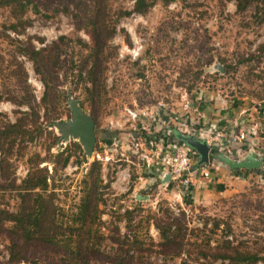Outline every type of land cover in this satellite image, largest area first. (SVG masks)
<instances>
[{
    "label": "rangeland",
    "instance_id": "rangeland-1",
    "mask_svg": "<svg viewBox=\"0 0 264 264\" xmlns=\"http://www.w3.org/2000/svg\"><path fill=\"white\" fill-rule=\"evenodd\" d=\"M30 1L35 10L29 6L18 21L6 8H0V122H12L19 116L14 112L17 109L27 110L8 100L22 94L23 76L36 103L38 122L42 121L44 110L37 107L42 85L22 51L52 43L56 45L50 53L56 56L51 72L60 95L56 107L59 118L48 126L49 134L44 131L32 142H24L26 148L22 150L14 148L0 174V207L15 209L17 188L32 161L65 149L71 157L63 168H53L47 161L38 167H46L56 220L75 229L80 199L90 190L89 163L95 160L94 153L107 154V160L99 161L95 191L99 201L93 219L79 230L78 240L86 245L84 259L72 261L41 244L30 243L25 259L18 264H226L212 260L210 255L228 233L226 225L233 244L241 242L250 251L263 245L264 55L255 54V47L264 43V0L245 4L240 11H236V0H145L149 5L144 14L131 12L127 16L119 13L130 10L133 0H107L108 22L115 32L97 47L84 17L91 5L89 0ZM11 23H16V31L9 28ZM249 53L256 57L228 73L219 71L222 62L233 65ZM84 60L101 73L97 95L85 90L90 86L86 74H78ZM183 92L191 107L196 106L200 112L206 103L232 108L228 119L211 121L213 132H217L216 152L240 159L250 151L262 158L257 170L241 168L226 193L209 196L206 203L186 204L189 189L182 190L175 183L165 187L159 180L148 182L135 164L130 144L137 136L132 131L137 123L120 117L122 107L127 106L151 115L165 111L173 117L180 113L198 127H206L211 122H206L205 115L200 118L191 110L181 109ZM67 94L81 103L85 112L95 111L98 125L94 132L106 129L109 118L121 125L107 128L117 131L107 145L95 140L91 155H83L85 162L71 145L75 140L59 139L55 127L69 118L65 110ZM149 122L150 133H157L159 125ZM166 125L171 128L174 121ZM53 135L56 141L46 150ZM133 187L142 190V198H134ZM171 221L178 228H171L164 240L159 229ZM214 222L219 223L217 228ZM61 231L69 232L67 228ZM72 233L70 239L74 241L75 231ZM7 245L3 231L0 264H8Z\"/></svg>",
    "mask_w": 264,
    "mask_h": 264
},
{
    "label": "trees",
    "instance_id": "trees-1",
    "mask_svg": "<svg viewBox=\"0 0 264 264\" xmlns=\"http://www.w3.org/2000/svg\"><path fill=\"white\" fill-rule=\"evenodd\" d=\"M91 5L84 13L85 20L90 27L94 45L97 47L107 42L112 38L115 27L108 21L107 14V0H89ZM260 0H236V11H240L245 4L255 3L257 4ZM149 3L145 0H133V5L130 10H122L119 16H127L131 12L138 14H144L148 8ZM29 6L35 10V7L31 5L30 0H0V8H6L14 20L18 21L19 18L24 14ZM16 23L9 24V28L12 31H16ZM56 45L52 43L48 47H41L38 49L27 48L22 51V55L26 56L33 67V71L38 75L39 81L42 85V91L39 98L38 108H42V121L38 122V114L36 111V103L34 102L33 95L28 91V87L24 84V76L22 78V94L8 97V100L16 106H24L27 110L19 111V116L11 122L6 120L0 122V174H3L4 164L8 161L10 155L13 154L14 148L22 150L25 147L24 142H32L35 138L42 135L44 131L49 134L47 130L48 126L53 121L59 118V112L56 110L58 105L57 89L54 86V77L52 75V66L56 63V56L50 52ZM51 54V55H50ZM255 54L258 56L264 55V43H259L255 47ZM256 57L251 53L246 56H240L236 62L231 65L230 63L225 64L220 61L222 71L228 73L234 69L235 66L241 65L242 63L251 60ZM84 72L87 76L86 82L90 84L85 90L88 93L91 90L95 92L96 87L100 84V72L97 70L94 64L87 63L86 60L82 62V65L78 69L80 75ZM260 79L261 76L258 75ZM264 85V79L261 81ZM264 98V97H263ZM263 98H259L260 100ZM81 108L82 104L79 103ZM47 107L50 110H47ZM67 116L69 117L68 109L65 107ZM89 116L94 122V127L97 128V120L95 111H89ZM2 116V114L0 113ZM170 135H173L175 127L168 128ZM96 142L102 144H108L117 134L116 130L108 131L103 128L99 131H95ZM56 136H49V144L46 150L55 143ZM72 147L77 150L81 156V161L85 162L81 147L75 141H71ZM71 154L67 153L65 149H61L54 154H47L45 157H41L38 160L32 161L30 169H28L26 175L21 179L20 184L16 191V197L18 199L17 205L13 211H10L4 207H0V233L3 231L7 234V253H8V264H18V262L25 259L24 252L30 243H38L44 247L49 248L54 252H57L61 256L69 257L72 261L83 260L84 250L86 245L82 241L78 240L80 234V228L86 223L90 224L92 217L96 211L99 197L96 195V185L100 178V167L101 163L96 160H92L89 163V169L87 171L88 177H90V190L87 195L80 199L78 206V222L75 229H71L66 224L58 223L54 216V203H53V192L47 189V170L46 167H38V164L42 161H47L55 166L63 168ZM238 171V170H236ZM264 171V168L261 170ZM264 175V172L261 174ZM107 181V186L109 185ZM186 204L191 201L186 197L184 199ZM176 222H168L162 228L160 227L159 232L161 238L164 240L168 239V231L177 229ZM88 224V225H89ZM175 225V226H174ZM219 223L214 222L213 227L217 228ZM61 228H67L68 233H63ZM226 233L224 238L221 239V244L216 245L210 253L212 260H220L226 262V264H255L260 262L264 264V244L260 245L259 248L250 251L242 247L241 242L233 244L231 241L230 228L228 225L225 226ZM72 231L74 233V241L70 239ZM64 234V238L62 235ZM68 237V238H67ZM67 238V239H66ZM73 242V243H72ZM81 254V255H80ZM82 258V259H81ZM194 264V263H185Z\"/></svg>",
    "mask_w": 264,
    "mask_h": 264
},
{
    "label": "built area",
    "instance_id": "built-area-1",
    "mask_svg": "<svg viewBox=\"0 0 264 264\" xmlns=\"http://www.w3.org/2000/svg\"><path fill=\"white\" fill-rule=\"evenodd\" d=\"M131 51L132 49L129 53ZM131 56L134 58L133 55ZM181 98L184 101L181 105V109L184 112H187L188 109L200 118H203V113L198 111L196 106L191 107V103H189L184 92ZM151 114V112L148 113L145 110L127 106L122 107L120 112V117H123L125 121L137 123L136 126L132 127L133 133L136 132L137 136L130 141L131 146L134 147L135 164L150 183L160 180L167 173L171 182L175 183L182 190H188L190 184L189 177L194 171L192 165L196 161L197 156L192 148L180 142L173 135H170L166 123L169 120L174 121L173 127H175V130L173 132L194 134L204 139L209 149L215 145L214 138L217 132H213V129L210 131L209 129L202 136L201 134L205 131V128L198 127L196 122L187 120L180 113L178 115L174 114L173 117H169V113H165V111H160V115L157 112L154 115ZM149 119L151 122H156L159 125L157 133H150L152 123L149 122ZM120 126L118 120L113 118L107 119L106 128L117 129ZM93 158L97 161L107 160V154L102 156L94 153ZM152 170L157 171L156 178H149L148 174ZM176 196L179 197V193Z\"/></svg>",
    "mask_w": 264,
    "mask_h": 264
},
{
    "label": "water",
    "instance_id": "water-1",
    "mask_svg": "<svg viewBox=\"0 0 264 264\" xmlns=\"http://www.w3.org/2000/svg\"><path fill=\"white\" fill-rule=\"evenodd\" d=\"M219 71H222V66H219ZM66 105L69 110V118L62 123L56 124L57 132L60 135L59 139L68 140L71 138L75 140L81 147L82 153L85 157L91 155L93 145L95 143L94 122L87 112H85L76 99H71L66 95ZM173 137L180 142L192 148L197 156L194 166L205 165L209 159H215L225 164L230 169L240 170L241 168L252 170L260 166L262 158H257L253 152H247L240 159L230 158L223 152H209V146L204 139L197 137L194 134L173 133ZM169 175L165 173L161 178L162 183L169 181Z\"/></svg>",
    "mask_w": 264,
    "mask_h": 264
},
{
    "label": "crops",
    "instance_id": "crops-1",
    "mask_svg": "<svg viewBox=\"0 0 264 264\" xmlns=\"http://www.w3.org/2000/svg\"><path fill=\"white\" fill-rule=\"evenodd\" d=\"M230 110L224 108L223 105H219L216 103L214 104L206 103L202 105V113L206 117L205 119L206 122L226 119L228 113L232 112V108H230ZM213 127L214 125L212 124V122L207 124V126L204 127L205 131L201 135L204 136L207 133L206 131L209 129L211 131ZM212 151L216 152L215 145L209 150V152ZM126 160L129 161L128 159ZM195 162L192 165L194 171L193 173H191L189 177L190 184L188 187H189L190 198L188 197V199L196 203H206L209 196L225 194L227 191L226 187L227 186L229 187L232 179H235L240 173L239 171L230 169L225 164L215 159H209L207 164L199 165V166H194ZM156 174L157 171L152 170L149 172L148 175L150 176L149 178H152L157 176ZM159 181L162 183L161 179ZM173 184L174 183L171 182L170 180L163 183L165 187H170ZM139 194H142V190H135V187H133L132 195H134V198L136 199L142 198L140 197Z\"/></svg>",
    "mask_w": 264,
    "mask_h": 264
}]
</instances>
